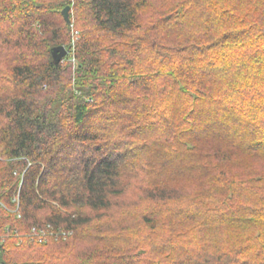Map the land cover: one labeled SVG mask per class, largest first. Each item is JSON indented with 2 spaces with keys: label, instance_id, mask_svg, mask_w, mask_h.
<instances>
[{
  "label": "trees",
  "instance_id": "1",
  "mask_svg": "<svg viewBox=\"0 0 264 264\" xmlns=\"http://www.w3.org/2000/svg\"><path fill=\"white\" fill-rule=\"evenodd\" d=\"M154 1L0 0V264H264V0Z\"/></svg>",
  "mask_w": 264,
  "mask_h": 264
},
{
  "label": "water",
  "instance_id": "2",
  "mask_svg": "<svg viewBox=\"0 0 264 264\" xmlns=\"http://www.w3.org/2000/svg\"><path fill=\"white\" fill-rule=\"evenodd\" d=\"M62 15L67 22L70 23V7L67 6L63 9ZM68 55V50L64 46H59L53 49L52 56L55 64H59L63 61V59Z\"/></svg>",
  "mask_w": 264,
  "mask_h": 264
},
{
  "label": "built area",
  "instance_id": "3",
  "mask_svg": "<svg viewBox=\"0 0 264 264\" xmlns=\"http://www.w3.org/2000/svg\"><path fill=\"white\" fill-rule=\"evenodd\" d=\"M50 229H44V230H38L36 228L32 229V235L34 237H36L37 239H39V242H43L45 240V237L47 236V234H50L52 236L56 235L57 237L59 236H64V238H67L68 234L64 233V232H49Z\"/></svg>",
  "mask_w": 264,
  "mask_h": 264
},
{
  "label": "rangeland",
  "instance_id": "4",
  "mask_svg": "<svg viewBox=\"0 0 264 264\" xmlns=\"http://www.w3.org/2000/svg\"><path fill=\"white\" fill-rule=\"evenodd\" d=\"M154 2L156 4L155 6H157L158 9H161L160 7H163L166 4L165 0H155ZM71 27L73 30H72V37H71L70 44H72V48L75 49V47H76L75 44H76V41L80 37V32L78 30H76L73 25H71ZM74 61H75V59L72 60V62H74Z\"/></svg>",
  "mask_w": 264,
  "mask_h": 264
}]
</instances>
